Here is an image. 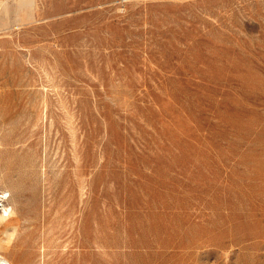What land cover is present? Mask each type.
<instances>
[{"label": "rangeland", "instance_id": "rangeland-1", "mask_svg": "<svg viewBox=\"0 0 264 264\" xmlns=\"http://www.w3.org/2000/svg\"><path fill=\"white\" fill-rule=\"evenodd\" d=\"M0 196L10 264H264V0H0Z\"/></svg>", "mask_w": 264, "mask_h": 264}, {"label": "bare ground", "instance_id": "bare-ground-1", "mask_svg": "<svg viewBox=\"0 0 264 264\" xmlns=\"http://www.w3.org/2000/svg\"><path fill=\"white\" fill-rule=\"evenodd\" d=\"M4 193V192H3ZM3 197L2 196H0V201H1V199H2ZM3 200V199H2ZM2 203V202H1ZM9 206V205H8ZM3 212H6V213H8V209L6 208V207H4L3 206ZM0 217H2V216H0ZM26 219V218H25ZM24 221V220H23ZM33 226V225H32ZM20 228V227H19ZM31 229V228H30ZM35 229V228H34ZM34 231V230H33ZM36 231V230H35ZM26 233V232H25ZM27 239V238H26ZM20 241V240H19ZM3 242V241H2ZM1 242V243H2ZM28 242V241H27ZM14 245V244H13ZM1 246L6 250V252L7 253H10L12 250V247L13 246H10V244L9 245H4V243H2L1 244ZM22 246V245H21ZM14 248V247H13ZM21 250V249H20ZM17 251H18V248H17ZM16 253V252H15ZM4 262H7L8 264H10L9 263V260H8V258H7V256L5 255V254H0V264H6V263H4Z\"/></svg>", "mask_w": 264, "mask_h": 264}]
</instances>
